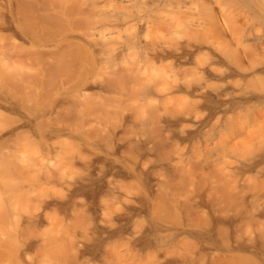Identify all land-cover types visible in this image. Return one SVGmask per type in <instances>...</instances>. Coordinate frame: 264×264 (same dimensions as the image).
Listing matches in <instances>:
<instances>
[{"label": "bare ground", "instance_id": "bare-ground-1", "mask_svg": "<svg viewBox=\"0 0 264 264\" xmlns=\"http://www.w3.org/2000/svg\"><path fill=\"white\" fill-rule=\"evenodd\" d=\"M137 3L143 4H139L140 9L130 10ZM103 27L116 29L118 34L123 30L128 33L124 38L116 35L119 41L116 36L106 37L101 32ZM154 31L155 40L147 37ZM3 32H10V37L2 36ZM0 37H7V44L0 46L1 85L10 74L9 81L15 76L14 71L5 72L11 65L18 66L12 70H25L17 77L20 83L15 79L18 70L13 78L25 87L35 81L41 69L38 66L47 63L58 72L71 66L74 57L88 52L93 66L90 73L85 71L87 75L80 73L83 79L79 74L74 84L58 90L61 96L53 97L34 116V107L0 90V114L7 111L19 115L0 132V145L17 142L25 134L39 137L44 146L52 145V140L60 136H73L81 142L68 160L56 166L25 160L17 150L19 155L12 151L15 159L7 171L15 183L10 185L13 191L8 200L5 195L0 205V260L26 259L31 250L40 249L49 238L62 242L67 252L78 254L87 239L94 243L104 240V235L119 233L131 217L147 212L148 219L127 235L123 232L132 260L121 264H264V0H0ZM65 40L66 46L62 44ZM61 48L62 57L69 55L70 60L61 59ZM128 51L138 55L121 69L112 68V75L106 70L105 76H111L102 79L100 64L108 59L111 66V59L124 57ZM105 54L110 55V60ZM165 65L170 67L164 70L168 76L166 95L158 79V68ZM62 70L60 75L65 71ZM51 71L52 75L57 73ZM63 79L68 83L69 79ZM46 80L45 84L49 82ZM91 90L99 92L90 93ZM179 92L185 98H212L220 105L230 100L234 105H249L253 111L239 123L224 124L219 131L199 140L193 153L186 155L175 147L173 136L169 141L162 138L170 128H176L175 133L184 138L193 133L182 124L186 119L185 104L169 108L155 101L170 99ZM125 95L128 99L133 96L135 108L132 106V112L124 113L117 124L103 131L79 130L81 125L74 127L76 131L66 119V127L46 125V118L55 113L57 116L59 107L67 103L70 109L72 104L76 106L72 109L75 113L77 110L87 115L97 108L120 106L110 105L116 101L126 103ZM137 111L147 113L154 122L157 119L159 135L130 129L135 125ZM140 120L139 124H144ZM252 123L256 130L248 132ZM202 124L203 121L193 123L198 128ZM238 137H242L241 143ZM159 147L166 153L158 156ZM126 150L130 156L124 154ZM79 163L86 164L87 172L69 177L66 167ZM158 167L171 171L170 177L158 176ZM110 174L137 180L142 188L130 184L137 190L126 196L124 191L116 195ZM170 178L185 186L181 196L166 189ZM56 184L66 189L61 199L41 193L46 186ZM101 188L116 197L113 206L96 207L69 236L61 235L60 228L57 234L45 238L43 226L51 206L73 211L81 204L76 197L78 191L96 193ZM156 193L164 197L155 202ZM21 204L28 206V212L20 211L24 207ZM243 224L247 227L242 228ZM173 242L179 243L172 249ZM124 254L118 247L111 250L119 261Z\"/></svg>", "mask_w": 264, "mask_h": 264}, {"label": "rangeland", "instance_id": "rangeland-1", "mask_svg": "<svg viewBox=\"0 0 264 264\" xmlns=\"http://www.w3.org/2000/svg\"><path fill=\"white\" fill-rule=\"evenodd\" d=\"M139 4H142V3H139ZM139 4L138 3L136 4L137 7H134L135 9L133 7H131L130 10L140 9V8H138V7H140ZM115 30H113L109 27H106V28L103 27L101 32L104 33L106 37H109V36L112 37L113 36L112 38H114L116 35H119V34H120L121 38H124V37H126V35L128 33V30L127 31L123 30L121 33L118 34V32ZM151 32H153V31H151ZM1 35L2 36L4 35V37L5 36L10 37L11 33L10 32H3V33H1ZM155 35H157V34L154 31V33H151V34L149 33L147 37H149L150 39H152L154 37L153 40H155V37H156ZM7 37L6 38L0 37V46L2 44H7V40H6V43L4 41L5 39H7ZM116 37H118V38H115V40L120 39L119 36H116ZM9 39L10 38H8V40ZM78 39L74 38V40L73 39L72 40L73 41H77V40L81 41L79 43L83 42L81 38L78 37ZM1 40H3L2 43H1ZM65 41H67V40H65ZM65 41H63L62 44H65V46H66L67 45L66 43H68V41L67 42H65ZM8 43H9V41H8ZM65 46L61 45V47H65ZM62 49H64V48H61V53H62L61 59L66 58L65 60H67V58H68V60H70L69 55L67 57H62V55H63L62 51H64ZM85 53L86 52L82 53L83 55L81 54L82 55L81 57L78 55L79 53L75 54L76 57L78 55L82 60L79 57L75 58L74 56H73L74 61L70 60L73 63L71 64V66H70V64H68V67L70 66L71 67V68L69 67L70 69L73 68L72 71L67 66H64V67L62 66L63 70H65V71L61 72V75H60V71L62 69L60 71L58 70V72H57V71H55V70H57L56 67H55V69L52 68L55 72L59 73L58 76H56L57 73H54L53 75H52V73H49L52 70L51 67H49L50 66L49 63H47L49 66H47V64L45 66H38L39 68H41L39 71L41 73H39V72L36 74L34 73L35 76L36 75H38V76L35 77V81L33 83H31L29 86H27L28 88L25 87L26 84H24V83L22 84V86H20L21 85V84H19L20 80H18L19 78H17V77H20V75H21L20 72H22L23 69H21V67H20L19 70H21V71H19L17 68V70L19 72V76H16V73H18V72H16L17 70H12V69H16L15 67H18V66L14 67L13 65H11V66H9L10 69H9V67L7 68L10 71L6 70L5 72H7V74H8L9 72L13 73V71H14L16 77L13 75L12 76H13V78L15 77V79L17 78L19 83L17 81L13 80V78L12 79L10 78L11 79L10 81H14L17 83V84L16 83L14 84V82L13 83L11 82V84H10L9 79H7L11 75L9 73L10 75L7 78H5V76H4L5 79L2 80V82L5 83V84L2 83L3 87L1 85V79H0V86H1L0 90L5 91L6 93H9L10 96H12V95H14L13 97L17 96V98H19L20 100H23L24 102L26 101L25 103L30 104L32 107L35 108L33 110L35 112L32 113L33 116L35 113H36L35 115H37V114H39L38 112H41L43 110V109H41L42 106L45 109L44 105H46V107H47L49 105L50 100H53L54 98H57L58 96H61V92L65 89V87L68 86L69 83H70L69 85L74 84L76 82V81L74 82V80L76 78H78L77 76H79L80 73H82L83 71H84L83 73H85V71H86L87 74H88V72L89 73L91 72L92 69H90V67L92 66L91 65L92 60L90 61V59H92V55L91 54L89 55V53L87 52L86 54L88 55V57H85V55H84ZM105 55L107 56L108 54H105ZM105 55H104L103 59L106 58ZM137 55L138 54L135 51H128L124 57H120L115 61L111 59L110 62H112V63L114 62L113 64L111 63L112 64L111 66L109 65L110 63H109L108 59L107 60L105 59L106 61L103 60L104 62H102L100 64L101 67L99 68V72H101V73L103 72L101 78L102 79H105L104 77L109 78L112 75V73L110 72V70L112 71V68L116 67L117 69H119L121 66L123 67L124 64L132 61ZM70 56H72V55H70ZM107 58H109V60H110V55H108ZM75 59L76 60L78 59V61H76ZM167 62L168 61H164L163 63L167 64ZM74 64H76V65H74ZM73 65L75 67L76 66L77 67L74 68ZM108 65L111 68H108ZM12 66H13V68H11ZM43 67H44V69H43ZM45 67L46 68L49 67V69H51V70L49 71V69H48V71H47V70H45L46 69ZM39 68L37 69V67H36L35 68L36 71L39 70ZM168 68H170L168 65L159 66V68H158V72H159L158 79L160 82L163 83L160 86V90H161V92L163 91L165 95H166L165 88L167 87L166 82H167L168 76L165 77L164 70L168 69ZM108 69H109V72L108 71L107 72L110 73L111 75L105 76V74H107L106 70H108ZM1 70H2V68L0 66V71ZM66 70H68L67 71L68 73H66ZM74 70H75V72H73ZM150 70H152V68H150ZM32 71L34 72L35 70H32ZM32 71H29V72H32ZM54 71H51V72H54ZM23 72H25V70ZM65 73L71 74L74 76L76 75V76L75 77L71 76V78H70V75H66ZM77 73H78V75H77ZM86 73L84 74V76L87 75ZM46 74H47V76L51 77L50 80H49V77L46 78L47 77V76H45ZM43 76L45 77L44 78L45 80L46 79L49 80L48 83H46V84L44 83L45 81H43L44 80ZM82 76H83V74L82 75L80 74L79 78H81ZM84 76H83V78H84ZM57 77H59V78H57ZM63 78H66L67 81L69 79V81L71 80L73 82L68 81V83H67V82L63 81L64 80ZM83 78H81V79H83ZM48 80H46V82ZM57 80L58 81L61 80L59 82V85L57 84L58 83ZM5 81H8V82H5ZM63 83H67V84H63ZM76 84H78V83H76ZM125 84H128V83H125ZM59 86L60 87L62 86V87L60 88ZM23 87H25V88H23ZM235 87L237 89H240L241 85H236ZM128 88H129V85H128ZM61 89H62V91L59 92ZM130 89L131 88H129V90ZM93 92L94 93L99 92V90H93V91L91 90L90 91V93H93ZM110 94L111 93H109L107 95H110ZM113 95H115V94H113ZM117 95H120V94H117ZM184 96H185L184 93L179 92V93L174 94V96L170 99L169 98H163L161 100L155 99V101H159L160 103H162L163 105L165 104L169 108H175L181 104H185L186 119L182 122V124L185 128H187L189 130H193V133L191 135H189L187 138L186 137L184 138V137H180L179 134L175 133L174 129H176V128H170L168 130H165L162 133V138L164 140L168 139V141H169L171 136H173V139H175V142H174L175 147H177V148L180 147V150L184 151L186 153V155H190L193 153V150L196 147V144L199 140L206 139L212 133L219 131L220 129L223 128L224 124H227L230 122H238L239 123L241 121V119L244 118V116L248 115L249 113H251L253 111V110H250L249 105H237V104L234 105L233 103H229L230 100H228V102L226 104L220 105L217 101H215L212 98L202 97V96L185 98ZM111 97H113V96H111ZM125 97L127 99L126 103H123V102L121 103V101L120 102L119 101H116V102L113 101L115 103L110 104L111 106H114L115 104H117V105L120 104V106L115 105L116 107L110 106L111 108H104V109L97 108V109L93 110L91 114H87V115H82L81 113L78 114L77 110H75L76 111V113H75L73 110H74V107L76 109V106L72 104V106H74V107H72V109H73L72 110V109H70L71 107L67 106L68 105V103H67L64 106L69 107L68 109H67V107L63 108L64 106H62L63 109L61 107H59V111L57 112V116L55 115L56 114L55 113L54 115H52V117H49L50 119L46 118L47 121H49L48 122L49 124H46V123L45 124L47 126L53 125V127L56 128L57 126L62 127L63 125L66 127L67 126L66 123L71 122L70 124H72V123L74 124V125L68 124V126H70L71 129H73L76 125L77 126L81 125L77 128L78 129L79 128L86 129L89 131H97V130L103 131L104 129H107L108 126H112V124H115V123L117 124L119 122V120H121L122 115L124 113H129V112L133 111V109L131 107L134 106L133 104L136 103L135 99H133V96H131L129 99L127 98V95H125ZM86 104H82V105L86 106ZM90 104L91 103H89V105ZM125 104H127V105H125ZM69 105H71V104H69ZM135 106H134V108H135ZM82 107H84V106H82ZM78 108H80V107L77 106V109ZM65 109H67V110H65ZM69 111L74 112L73 115L71 112L69 113ZM3 114H0V132L4 129L8 128L19 116V115L10 114L7 111H3ZM69 114H71V115H69ZM135 116H136L135 125L131 126L130 129H132L136 132L142 131L141 133L144 135H149V134L150 135H159L160 134V132L157 131L158 126L156 123L157 122L156 118H155V122L152 121L151 119H149V115L143 111H137L135 113ZM68 117H70V119ZM46 119H44V122H47ZM65 119L67 120V122H65L66 121ZM139 120L143 121L144 124H139ZM77 121H78V123L75 124ZM199 121H203V124L201 125V127L198 128V127L193 125V123H196ZM58 122L59 123L61 122V123L59 124ZM63 122H65V124H63ZM71 126H73V128ZM45 128H48V127H45ZM75 128L73 130H76ZM255 128H256V125L254 123H252L248 129V132H254L256 130ZM81 129H79V130H81ZM215 130H217V131H215ZM249 130H252V131H249ZM25 136H27V138L32 137L33 139L31 138L28 140L25 138ZM25 136L24 135L21 136L22 138L23 137L24 138L23 139L19 138L21 140H18L17 142L15 141L13 143L10 142V143H7L5 145H0V205L4 203V202L1 203L2 199L3 198L5 199L7 196L6 199L8 200V197L10 196V194L13 191V190L10 191L12 189V188L10 189V185L11 186H12V184L14 185L15 182L12 179L11 175H9L7 169H9L11 162L13 161V159H15V156L13 158V154L15 155L16 150L23 155V156L21 155L22 158H24V159L26 158L25 160H27V159L32 160L33 162H36L40 165L41 164L44 165L43 163L51 164V165H55V164L57 165V164H61V162H63V161L68 160L69 159L68 157L71 156V154L75 153L81 147L80 140H77L73 136H62V137L60 136L58 138H55L52 140V145H50V146H44L43 144H41L39 142L40 139H38L39 137H37V136H36L37 139H34L36 137L32 136V134H29V135L25 134ZM237 141L241 143L242 137H238ZM12 151H15V153L14 152L12 153ZM18 152L16 154H18ZM165 153H166V150L163 149V147H159L157 149V155L158 156H161L162 154H165ZM124 154L126 156H130L131 152L126 150ZM10 156H12V157H10ZM150 157L152 159H154V156H150ZM66 171H67V175L69 177L70 176L71 177H79V176L84 175L87 172V166L84 163H79L76 165H68L66 167ZM156 173L158 176L160 175V176L165 177L167 179L171 175V171L166 170V169H161L160 167H158V170L156 171ZM109 179H112V186H114L115 189L117 190L116 195H118L121 191L125 192V196L128 192L130 193V192L136 191L137 189L131 187L130 184H137L138 187L142 188L139 181L134 180L132 178H122L119 175L110 174ZM169 183H170V187L168 186L166 189L177 192L179 194V196H181L182 195L181 192H183L185 186L181 185L179 180L172 179V178H170ZM65 192H66V189L62 188L61 184H56L55 186H50V185L46 186V188L44 189V192H41V193H45L44 196L49 194L53 197H58L61 199V197L64 195ZM155 195H156L155 196L156 197L155 202L157 200L158 201L161 200V198L164 197L163 193H162V195L158 194V193H156ZM76 197L81 202V204L79 206H77L76 209H73V211L69 210L68 208L61 210V207L54 206V205L49 208V210H48L49 214L47 217V221L45 222V226H43L44 227L43 228L44 233H45V231H47V233H45V236L47 234V236L45 237L46 239H48L50 236L52 237V234H54V235L57 234L56 232L57 231L59 232L60 230H61V235L63 233L64 235L69 236L70 234H72L73 232H75L77 230V228L75 226L78 223H80L85 217H87V215H90L96 207L101 206L102 204L113 206L114 200L116 199V197L113 196L112 194H109L105 188L104 189L101 188L100 191H98L96 193H92L89 191L86 192L84 190L78 191ZM4 199H3V201H4ZM21 205L24 206L23 204H21ZM24 207H22L23 209H20V211H22V212L27 211L26 208H28V206L25 207L26 210L24 209ZM29 209H31V208L29 207ZM148 218H149V215L147 214V212H140L139 214L128 219L127 222L124 223V226L121 227V231L119 233H116V234H113V235L107 236V237H106V235H104V238H105L104 240L97 241L95 243L92 239L91 240L87 239L86 240L87 243L82 247V249L79 251L78 254H75L72 251L67 252L66 249L63 247L62 242L59 243L58 241H54V239L49 238V240H47L45 242V245L42 246L40 249L34 248L33 250H31L28 258L20 259V260H16V261L14 259V261L11 260V262H9V261L6 262L5 260H0V264H121V263H124L125 261L130 262L132 260V257H131V253L128 252L127 244H126V240H125L126 237L124 235H127L128 231L133 229L139 222H141L142 220H146ZM245 227H247V226L243 224L242 228H245ZM123 232H124V235H123ZM48 233H49V235H48ZM42 234H43V232H42ZM178 243L179 242L170 243L171 248L173 249L174 247H177ZM114 247H118L122 251V253H125L123 255V258L120 261L117 260L116 257L114 258V256L111 255V250ZM106 251H107L108 255L106 254ZM146 262H147V259L143 260V263H146ZM246 264H255V262L247 261Z\"/></svg>", "mask_w": 264, "mask_h": 264}]
</instances>
